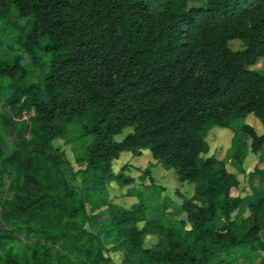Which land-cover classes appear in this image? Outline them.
<instances>
[{"label":"trees","instance_id":"trees-1","mask_svg":"<svg viewBox=\"0 0 264 264\" xmlns=\"http://www.w3.org/2000/svg\"><path fill=\"white\" fill-rule=\"evenodd\" d=\"M0 17L35 65L0 61V85L12 80L7 103L30 122L21 159L0 165V264H230L231 247L264 250V188L238 219L246 193L206 140L248 113L264 123V74L249 68L264 57V0H0ZM58 137L83 139L80 185ZM247 146L264 151V132L243 123L234 163ZM123 151L173 170L184 218L150 217L132 187V207L88 225L85 204L98 206Z\"/></svg>","mask_w":264,"mask_h":264},{"label":"rangeland","instance_id":"rangeland-1","mask_svg":"<svg viewBox=\"0 0 264 264\" xmlns=\"http://www.w3.org/2000/svg\"><path fill=\"white\" fill-rule=\"evenodd\" d=\"M198 1L189 0V3L195 4ZM9 17L10 20L15 19L16 15L12 12ZM23 21L24 19L20 18L18 23H23ZM16 36L17 30L7 23L4 18L0 17V61L19 55L21 62L33 70L35 65L32 64L31 57L25 53L22 45L16 41ZM230 45L234 49L242 47V43L238 40L230 41ZM37 54L42 55L39 52ZM36 60L38 61V59ZM249 68L264 74V57L258 58ZM11 82L12 80L6 77L3 78L0 85V165L10 163L15 159H21L22 144L29 136L30 122L26 115H16L7 103V99L12 92ZM248 114L243 118L233 120L229 127H212L206 136L209 144L208 153L223 159L227 169L238 174L240 179L239 188L246 193L242 205L236 211L238 219L246 214L247 204L254 201L260 190L264 188V175L259 172V170L264 169V151L252 152L247 146L241 163L237 164L232 161L230 156L233 130L240 127L241 124L247 123L251 125L258 133L264 132V123L258 122V118L253 114ZM129 131L130 128H125L114 138L120 140ZM82 143L83 139L65 142L60 137L53 141V145L64 152L66 158L70 161L72 169L76 172L74 181L76 185H80V171L84 164L75 161V153L79 151ZM240 169L244 173H240ZM146 170L149 173H146ZM149 177L153 180H150ZM124 178L132 179V182L120 185ZM150 182L154 183L156 187L149 186ZM176 184L173 170L167 165L157 164L150 154L132 155L130 152L123 151L113 160L112 175L105 182L103 190L93 196V201H96L98 206L95 209H91L92 203L87 202L85 204V208L89 213L88 225L99 223L116 208L132 207L138 200L137 195L130 192L132 187L135 191H139L141 196L149 202L150 217L171 220L182 219L185 217V212L180 206L182 197L178 196V192L175 191ZM179 192L191 199L193 186H183L179 188ZM1 214L2 209L0 206V218ZM262 234L264 236V231H262ZM25 241L26 239L22 237L21 242L16 243V245L22 246ZM155 241L156 237L148 236L145 239V245L150 246ZM224 252L231 257L232 262L230 264H264V250L253 252L247 247L237 245ZM106 254L110 255L114 262L120 259L119 253L108 251Z\"/></svg>","mask_w":264,"mask_h":264},{"label":"crops","instance_id":"crops-1","mask_svg":"<svg viewBox=\"0 0 264 264\" xmlns=\"http://www.w3.org/2000/svg\"><path fill=\"white\" fill-rule=\"evenodd\" d=\"M250 114H252V113H250ZM249 115V114H248ZM259 122V121H258ZM218 158V157H217ZM221 159V158H220Z\"/></svg>","mask_w":264,"mask_h":264}]
</instances>
